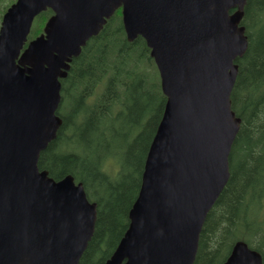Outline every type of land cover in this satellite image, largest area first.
Here are the masks:
<instances>
[{"label":"water","instance_id":"1","mask_svg":"<svg viewBox=\"0 0 264 264\" xmlns=\"http://www.w3.org/2000/svg\"><path fill=\"white\" fill-rule=\"evenodd\" d=\"M246 0H16L0 26V264H78L96 203L81 182L39 169L56 137L60 78L122 6L127 39L150 48L166 96L128 225L104 264H193L206 216L229 178L240 118L230 105L247 49ZM54 12L24 48L33 18ZM222 264H263L236 240Z\"/></svg>","mask_w":264,"mask_h":264},{"label":"trees","instance_id":"2","mask_svg":"<svg viewBox=\"0 0 264 264\" xmlns=\"http://www.w3.org/2000/svg\"><path fill=\"white\" fill-rule=\"evenodd\" d=\"M10 1L0 0V19ZM243 11L248 44L235 60L230 94L241 122L228 181L206 216L193 264H222L239 239L259 251L264 264V216H258L264 213V0H246ZM50 14L36 16L29 38ZM60 81L62 122L37 165L56 180L72 175L96 203L94 232L78 264H104L127 228L166 97L145 40L128 41L119 14L72 58Z\"/></svg>","mask_w":264,"mask_h":264},{"label":"flooded vegetation","instance_id":"3","mask_svg":"<svg viewBox=\"0 0 264 264\" xmlns=\"http://www.w3.org/2000/svg\"><path fill=\"white\" fill-rule=\"evenodd\" d=\"M118 14L120 15V17H121V21H122V6H119L118 8H116L115 11H114V13L110 16V18H111L113 15H115V16L117 17ZM110 18H109V19H110ZM109 19H108V20H109ZM122 24H123V22H122ZM41 32H42V31H41ZM41 32H40V33H41ZM40 33H39V34H40ZM36 36H37V35H36ZM29 40H30V39H29Z\"/></svg>","mask_w":264,"mask_h":264},{"label":"rangeland","instance_id":"4","mask_svg":"<svg viewBox=\"0 0 264 264\" xmlns=\"http://www.w3.org/2000/svg\"><path fill=\"white\" fill-rule=\"evenodd\" d=\"M9 1H10V0H8V2H9ZM12 2H14V0H13V1H10V3H12ZM10 3H9V5H10ZM9 5H8V6H9ZM8 6H7V7H8ZM7 7H6V9H7ZM3 13H4V12H3ZM3 13H2V15H3ZM2 15H1V17H2ZM0 22H1V19H0ZM65 105H66V108H67L68 105H67V104H65ZM262 215L264 216V213H263V214L260 213L258 216L261 217ZM263 218H264V217H263Z\"/></svg>","mask_w":264,"mask_h":264}]
</instances>
